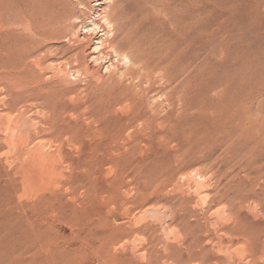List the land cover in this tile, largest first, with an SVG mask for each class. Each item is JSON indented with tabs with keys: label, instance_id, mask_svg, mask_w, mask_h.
Returning <instances> with one entry per match:
<instances>
[{
	"label": "rangeland",
	"instance_id": "1",
	"mask_svg": "<svg viewBox=\"0 0 264 264\" xmlns=\"http://www.w3.org/2000/svg\"><path fill=\"white\" fill-rule=\"evenodd\" d=\"M146 1L151 5H147ZM146 1L64 0L63 2L70 3L74 7L77 12L76 17L70 19L72 22H65L62 25L60 34L55 33L56 27L52 24L45 27L46 36L43 38L33 35L35 26L39 25L36 20L40 18L35 9L37 0H3V4L0 2V18L3 17L1 18L3 23L14 22L11 27L5 25L1 28L0 41L4 43L13 37L18 44L19 55L26 49L29 40L35 38L42 43L36 54L27 58V63L34 74L42 75V79L47 84L48 91L46 90L45 95L49 121L45 135L41 137L46 145L45 152L60 154L64 159L71 156L74 161L83 165V168H79L82 171L81 179L76 180L71 177V170L65 168L66 184L52 190L62 194L59 203L63 201L64 208L57 210L56 198L47 202L49 213L52 212L48 221L51 245L49 242L47 244L49 247L52 246L50 249H56V252L59 250L61 254L64 250L63 252L68 256L61 257L60 253L49 251L53 256L41 252L40 257H35L39 256L38 252L29 264H185L186 262L209 264L215 257L223 255L224 249L221 251V245L234 239V235L222 230L219 218L211 214L213 209L207 210L208 201L205 195L209 187L194 188L196 182L200 180L199 182L202 183V179L212 174V170L219 169V162L207 159L202 164L186 167L188 160H196L211 149L215 150L217 140L222 138L225 128L224 123L222 124L224 128L221 125L223 117L220 122L221 116H215L217 114L210 111L209 107L211 103L220 99H218V93H221L218 90L220 86L204 89L192 78L190 87L188 89L179 87L177 94H167L156 88L154 92L143 97V111L139 121L133 120L132 112L126 110L124 112L118 108L114 109L112 114L108 112L99 118L94 113L97 102L102 101L99 100L101 96L121 93L130 88L129 86L138 83V79L134 80L137 76L133 72L139 69L137 55L140 50L132 33H140L142 25L153 27V24H156L159 27L160 32L151 30V37L173 36L182 39L183 33L177 27V23L183 26L188 25L192 20V48L202 46L212 54V47L220 46L229 36L230 31H217L214 26L205 28L203 19L198 14L205 9L210 10L213 13L210 16L212 19L228 8L230 11L237 8L238 12L235 15L242 14L246 9V13L243 11L242 14L243 24L234 27V33L243 35L244 44H250L249 46L252 44L254 47V44L259 43L257 40H261L262 37L264 39V24L258 25L254 21V16L260 14L250 11L248 7L262 1L164 0L162 2L158 0V2L156 0L158 3L155 0ZM149 5H155L152 9L156 10H152ZM238 5L241 10L244 9L239 11ZM127 6L129 8L131 6L133 11ZM259 8L261 9L262 5ZM255 10L258 11V8ZM141 13L142 17H140ZM128 15L131 17L128 18ZM169 21L172 23L171 27ZM137 22H140V25ZM251 23H253L251 27L257 28V31L259 29L261 36L254 29L248 31L241 28ZM68 24L71 26L67 27ZM126 24L130 29L135 27L134 30L129 31L130 29L125 27ZM103 29L106 33H103ZM65 31L68 33L65 34ZM124 31L128 32L129 37ZM123 32L126 33V37ZM251 33L255 38L251 37ZM210 39L208 44L207 41ZM230 40L232 42L231 38ZM125 47L128 48V52ZM124 51L130 53V58L127 53V55L123 53ZM215 51L217 50L214 49ZM217 53L213 58L216 59L217 55H221L219 50ZM133 62L136 65H133ZM143 85L146 87V84ZM159 85L164 86L161 81ZM3 87H0V99H3L2 96L6 91V87ZM210 100L213 101L209 104ZM38 116L40 117L35 110L27 115L33 121H36ZM216 120L221 126L218 123V128L216 130L214 128L213 136L209 138L211 145L207 142L208 147L202 149L189 146L194 140H198L200 134L206 135ZM101 123L113 127L112 130L109 128L105 131L106 136L101 131ZM0 131L2 135L3 128H0ZM91 144L96 146L91 149ZM1 152L5 155L6 147H3ZM226 158L228 159L227 154L224 156V163ZM184 167H186L184 173H187L185 175L182 173ZM205 167L212 170H209V173H200L199 170L202 171ZM175 172H180L182 175L178 176V173L175 175ZM174 176H177L178 187L159 188L161 187L159 184H162L167 177L174 178ZM208 176L210 179L212 175ZM213 178L212 176L210 180L208 177L205 179L210 182ZM213 182L214 180L211 183ZM32 186L31 184L27 186L31 189L26 187L23 202L41 201L42 191ZM66 188L68 191H65ZM158 189L161 190V195L157 193ZM18 192L21 193V185ZM241 211L243 213L245 207ZM226 213V210H221L219 214L224 215L223 217L228 220ZM251 218L255 222L252 248L256 250L264 239L263 200L260 208H257L256 216ZM144 255L145 257H142ZM66 257L73 260L69 261Z\"/></svg>",
	"mask_w": 264,
	"mask_h": 264
},
{
	"label": "bare ground",
	"instance_id": "2",
	"mask_svg": "<svg viewBox=\"0 0 264 264\" xmlns=\"http://www.w3.org/2000/svg\"><path fill=\"white\" fill-rule=\"evenodd\" d=\"M63 1L37 0L35 9L40 18L36 17L38 19L36 22H38L39 25L35 26L33 31L34 36H37V38L45 37V27L50 24L57 28H55V33L60 34L62 25L65 24V22H72L71 20L73 17H76L77 12L70 3L67 4ZM157 1L155 0L156 3L159 2ZM160 1L163 2L164 0ZM261 1L263 4L262 2H256L255 6L250 5L248 7L250 11H255L260 14L253 18L258 25L264 24V0ZM0 2L2 3L3 0H0ZM148 4L151 5V3H147V5ZM143 5H145V3ZM261 5L262 8L260 9L259 6ZM152 6H150L151 9L154 8L155 5ZM239 6L240 5H238L239 11H242L244 8L241 10ZM147 7L148 6H146V8ZM257 8L258 11L255 10ZM129 9H132L131 6ZM6 10L8 9L6 8ZM134 10L137 12L136 9ZM245 10L243 11L245 12ZM236 12H238L237 8L231 11L230 8H228L227 11L222 12L216 17L214 16L215 18L212 19H210V16H212L213 13H211L210 10L205 9L198 14L203 19V26L205 28L214 26L217 31H230L228 32L229 36L225 38V41L222 42L220 46L213 44L212 54L209 52L211 56L202 46L192 48V20L189 21L191 23L188 25L182 26L179 22L177 23V27H179L183 33L182 39H177L173 36L151 37V30L160 32L159 27L153 23V27L142 25L140 33H132L133 37L136 39V46L138 50H140V55L139 53L137 55L139 56L137 61L139 62V64H137L139 65V69L134 72L132 71L133 74L137 76V78L134 77V80L138 79V83L136 82L137 84L135 83V85L129 86L130 88L125 89L121 93L116 92L106 97L101 96L99 100L102 101L97 102V106H95L96 113L94 114L99 118L118 108L122 109V111L124 110V112L125 110L130 113L132 112L131 115L133 120L139 121L141 119V111H143V97L147 96L150 92H154L156 88H159L167 94H177L179 87L181 89H188L190 87L192 78L194 82L196 80L204 89L220 86V89H218L221 92L218 93V99H220L213 103H211L213 100H210L209 104H211L209 107L211 109L210 111L217 114L215 116H221L220 122L223 117L221 125L224 123L225 128L222 125L224 128V133L221 135L222 138L221 140L220 138L217 140V147H214L215 150L211 149L196 160H188L186 166L192 167L194 164H202L207 159H214L213 161L217 160L219 162V169L212 170L211 168L205 167V169L201 168L203 169L202 171L199 170L200 173H209V170H212V174L208 175L214 177V182L211 183L213 180L209 182L212 176L209 179L207 175L209 180L205 179L207 177H201L203 178L202 183L199 182V180L194 187L195 189L201 187L206 188V186L209 187L208 193L206 195L204 193L208 201L207 210L213 209L211 214L217 216V219L219 218L218 220L219 222L221 221L220 226L222 230L234 235V239L228 240L224 245H221V251L224 249L223 255L215 257L209 264H264V239L259 243L261 244L259 248L256 250L252 248L255 222L251 218L256 216L257 208L259 209L261 206V200H263L264 203V39L260 37L261 40H257L259 43L256 42L257 44H254V47L252 44L251 46H249L250 44L245 45L243 35L239 36L234 33V27H238L239 24L242 23L241 21H243L242 14L237 13V15H235ZM150 15L153 16L152 14ZM130 17L131 16L128 18ZM140 17H142V13ZM144 17L145 16H143V19ZM166 17L164 18L166 19ZM1 18L0 31L5 25L6 27H11L14 23L6 22L7 24H4ZM107 18H105V20ZM160 19L161 18H159V20ZM39 20H41V22ZM143 21H145V19ZM139 23L138 25H140ZM169 23L171 22L169 21ZM69 24L67 27L71 26ZM134 24H136V22ZM130 25L129 23V26ZM171 26L172 23L170 24V27ZM251 26H253V23L241 28H243V30L253 31L254 27ZM125 27H127V24ZM58 28H60V30ZM134 28L130 29L129 27L128 30L130 29L129 31H132ZM256 29L257 28L254 30L258 32L259 29L258 31ZM67 31H65V34L68 33ZM103 33H106L104 29ZM125 34L124 37H126ZM248 37L250 36L248 35ZM251 37L255 38L252 36V33ZM58 39L55 38V40ZM211 39L207 41L208 44H210ZM253 40L255 41V39ZM29 41L26 49L22 50L20 55L17 52L19 49L18 44L13 40V37L4 43L0 41V87H6V91L2 96L3 99H0V104H2L0 108V128L4 130V133L0 135V264H29L38 252L39 256L35 257H40L41 252L46 254L50 253L49 256H53L51 253L56 249H50L52 246L49 247L47 244L49 240H51L48 234V221L50 219V213H52H49V203L47 202L52 198H56L58 204L57 210L60 211V209L64 208L62 207L63 201L59 203L62 194L58 191L52 192V190L66 184L65 168L71 170V177H74L76 180L82 177V171H80L79 168H83V165L80 162L74 161L71 156L64 159L60 154H53L51 152H45L44 150V146L46 145L41 137L45 135V128L49 121L47 117V97L45 95L48 89L46 82L42 79V75L34 74L27 63V58L34 56L37 50L42 47V43L35 40V38ZM132 44L135 45L134 43ZM86 45L85 47L88 46ZM126 49L128 52V48ZM214 49L217 51L219 50L222 55H217V60L213 58V55L217 53V51L214 52ZM126 51L123 53L126 54ZM123 53H121V55ZM128 56L126 57L130 58V53ZM135 58L136 57H134V59ZM38 59L39 58H37V60ZM43 60H45V58H43ZM134 64L133 62V65ZM159 81H161L164 86L160 87ZM143 84H146V87H143ZM107 101H111V103H107ZM32 110H35L36 113L40 115L36 121L27 117ZM106 118L108 117L106 116ZM219 121L216 120L213 122L214 125L208 130L207 136L200 134L198 140H194L189 146L202 149L205 146L208 147L207 142L211 145L209 138L213 136V131L218 128V123L220 125ZM111 126L102 125L101 123L100 128L104 135L105 131H108ZM112 129L113 127L111 130ZM111 134H108V136ZM216 134L220 135L222 133ZM215 137H217V135ZM95 146L96 145L91 144L90 148L93 149ZM3 147L7 149L5 155L3 154L4 150L1 152ZM226 154L228 159L226 158V163H224V156ZM180 167V169H182V166ZM186 167L183 168V172L180 171V169L179 171L184 173ZM180 172H175V175L178 173L179 176ZM196 172L198 173V170ZM185 174L187 173L183 175ZM188 176L185 177L190 179L191 177L189 178ZM172 177H167L162 184H159L161 186L159 188L162 189V187L168 186L178 187L179 183L177 181L178 179H176L177 176H174V178ZM188 181L190 182V180ZM30 184L31 186L34 185L37 190L42 191V194H40L41 201L32 203L22 201L23 197L26 195V187ZM20 185L21 193L19 194L18 190ZM34 186H32V188H34ZM189 186L188 190L190 189ZM181 187L183 188L184 186ZM27 188L31 189V187ZM65 191H68V188H66ZM160 192L161 190L158 189L157 193L160 194ZM244 207L245 211L242 213L241 209ZM153 210L152 208V211ZM221 210L227 211L226 215L228 220L225 219L226 217H223L224 215L222 216L219 214ZM135 221L137 220L135 219ZM49 245H51L50 242ZM59 247L60 246H58V249ZM57 251L58 252H55L60 253L61 257L67 255L63 252L64 250H62L63 254H61L59 250ZM71 255L74 254L71 253ZM142 257H145V255ZM67 260H69V258H67ZM34 262L37 263L36 261ZM189 263L191 264V262ZM185 264H187V262Z\"/></svg>",
	"mask_w": 264,
	"mask_h": 264
}]
</instances>
